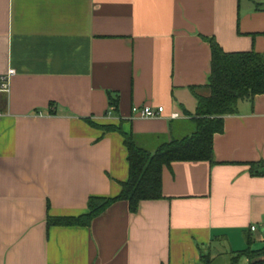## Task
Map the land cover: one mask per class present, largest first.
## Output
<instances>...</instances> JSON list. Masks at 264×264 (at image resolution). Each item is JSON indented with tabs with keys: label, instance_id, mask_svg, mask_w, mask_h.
Wrapping results in <instances>:
<instances>
[{
	"label": "crops",
	"instance_id": "1",
	"mask_svg": "<svg viewBox=\"0 0 264 264\" xmlns=\"http://www.w3.org/2000/svg\"><path fill=\"white\" fill-rule=\"evenodd\" d=\"M203 37L264 55V0H0V77L14 69L0 90V264H247V239L264 246V175L249 165L264 161V94L224 116L214 163L163 167V198L136 213L115 202L89 226L46 221L120 192L127 150L102 126L149 151L195 129ZM143 105L163 115L133 118Z\"/></svg>",
	"mask_w": 264,
	"mask_h": 264
},
{
	"label": "trees",
	"instance_id": "2",
	"mask_svg": "<svg viewBox=\"0 0 264 264\" xmlns=\"http://www.w3.org/2000/svg\"><path fill=\"white\" fill-rule=\"evenodd\" d=\"M208 40L211 49V67L206 97L195 94L197 101L195 129L185 136L163 142L155 150L149 151L136 144L131 134L124 133L114 125H104L107 131H118L123 136L127 150L128 176L120 183V192L113 197L90 196L87 199V212L78 216L47 217L48 225L89 226L91 221L118 201H126L128 210L136 213L142 200L163 198L162 169L174 161L213 160V135L223 131V118L237 112L240 100L251 99L256 94H264V55L253 50L226 52L214 37ZM109 96V108L115 112L118 97ZM252 175H264V161L250 162ZM245 256L247 264H264V246L253 248L247 239L245 249L238 252ZM203 264H210L207 254L201 252ZM233 257L231 264H235Z\"/></svg>",
	"mask_w": 264,
	"mask_h": 264
},
{
	"label": "built area",
	"instance_id": "3",
	"mask_svg": "<svg viewBox=\"0 0 264 264\" xmlns=\"http://www.w3.org/2000/svg\"><path fill=\"white\" fill-rule=\"evenodd\" d=\"M14 74V69H8L7 74L5 76L0 77V90L7 91L8 90V81L9 77ZM133 118H141V119H148V118H157L163 115V107H152L150 105H143L140 107H133ZM177 113H171L170 117L174 118L177 117ZM255 227L251 226V230H254Z\"/></svg>",
	"mask_w": 264,
	"mask_h": 264
},
{
	"label": "rangeland",
	"instance_id": "4",
	"mask_svg": "<svg viewBox=\"0 0 264 264\" xmlns=\"http://www.w3.org/2000/svg\"><path fill=\"white\" fill-rule=\"evenodd\" d=\"M191 127H193V125H190ZM244 258V257H243ZM221 262H227L226 258L224 257H219V259H217V264L221 263Z\"/></svg>",
	"mask_w": 264,
	"mask_h": 264
}]
</instances>
